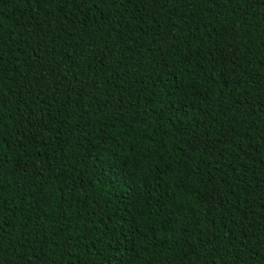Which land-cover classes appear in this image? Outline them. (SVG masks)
Masks as SVG:
<instances>
[{"label": "trees", "instance_id": "1", "mask_svg": "<svg viewBox=\"0 0 264 264\" xmlns=\"http://www.w3.org/2000/svg\"><path fill=\"white\" fill-rule=\"evenodd\" d=\"M0 264H264V0H0Z\"/></svg>", "mask_w": 264, "mask_h": 264}]
</instances>
